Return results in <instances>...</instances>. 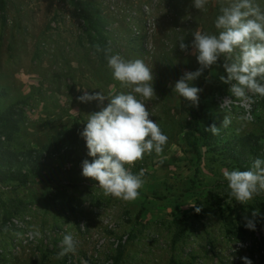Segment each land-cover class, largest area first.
I'll return each mask as SVG.
<instances>
[{
	"label": "rangeland",
	"instance_id": "1",
	"mask_svg": "<svg viewBox=\"0 0 264 264\" xmlns=\"http://www.w3.org/2000/svg\"><path fill=\"white\" fill-rule=\"evenodd\" d=\"M1 1L0 113L16 104L24 112L14 140H3L8 149L19 154L43 147L59 131L86 125L112 95L132 91L113 78L108 62L101 63L78 5L105 21L110 56L140 59L152 70L155 95H136L168 141L162 153H145L130 166L137 175L144 170L132 201L105 196L98 181L82 175L84 160L56 161L26 187L0 182V264H115L121 252L119 264H244L242 257L264 264V191L240 204L223 176L242 170L222 154L224 142L253 135L264 147V97L246 90L251 99L237 98L231 92L236 82L220 79L239 48L219 54L190 82L203 89L198 107L173 90L185 72L202 67L194 33L218 37L220 9L235 0H208L204 10L193 0ZM254 3L264 11V0ZM181 38L186 51L179 48ZM85 91L101 92L105 100L80 102ZM201 107L214 112L220 128L211 141L204 135L208 121H194ZM225 115L231 118L227 128ZM245 217L255 230L245 227ZM237 228L245 231L242 240L233 234ZM68 233L76 251L60 256Z\"/></svg>",
	"mask_w": 264,
	"mask_h": 264
},
{
	"label": "clouds",
	"instance_id": "2",
	"mask_svg": "<svg viewBox=\"0 0 264 264\" xmlns=\"http://www.w3.org/2000/svg\"><path fill=\"white\" fill-rule=\"evenodd\" d=\"M207 4L208 0H193V6L198 10H204ZM220 12L215 26L223 31L218 37L200 31L194 33L193 44L198 52L196 59L202 67L194 72H185L174 85L173 90L194 107L199 106L198 94L203 89L191 86L190 82L200 77L204 67L216 63L219 54H232L235 48H239L240 54L235 62L224 65L228 75L220 79L224 83L236 82L231 92L237 98L251 99L246 90L264 97V85L257 82V77L264 78V11L254 0H235L230 6L222 7ZM179 48L181 51L188 48L182 38ZM97 51H101L99 46ZM106 59L113 78L122 85L132 86V91L112 95L106 107L88 116L80 135L86 141L88 155L95 159L82 162V175L98 181L105 196L132 201L143 186L144 170L141 169L138 175L133 174L130 166L142 160L145 153H162L168 137L156 122L149 119L150 112L136 95L143 100H150L155 95L152 70L140 59L126 60L119 54L106 55ZM77 99L84 103L92 100L103 103L105 96L101 92L89 94L85 91ZM230 124L231 118L225 115L222 127L227 128ZM205 130L213 135L220 132L215 124ZM223 176L228 182L230 195L240 204H246L264 191V159H254L247 170H225ZM195 211L199 213L201 209L197 207ZM258 215L259 210H254L252 216ZM245 220V227L255 230L254 220L248 217ZM61 243L60 256L76 251L72 234H65ZM242 260L244 264H252L247 257H242Z\"/></svg>",
	"mask_w": 264,
	"mask_h": 264
},
{
	"label": "trees",
	"instance_id": "3",
	"mask_svg": "<svg viewBox=\"0 0 264 264\" xmlns=\"http://www.w3.org/2000/svg\"><path fill=\"white\" fill-rule=\"evenodd\" d=\"M81 11L82 18L87 24L89 33L94 35L97 45L101 51L96 53L101 59L102 64H107L106 55L108 52V39L105 35L106 23L103 18L93 11L84 10L83 5H78ZM5 10V2L1 1L0 12ZM3 19H5L3 17ZM227 62L225 64H231ZM227 72L225 78H227ZM259 78L257 77V82ZM233 81H230L232 83ZM228 92L224 88L221 95ZM216 115L212 111H204L200 108V112L194 113V121L200 123L207 120V126L204 128V135L207 141L213 140L218 135H213L205 129L212 124L216 125ZM24 120V112L19 108V105H12L0 113V182H10L17 184V187H26L32 178H39L46 170L50 169L56 161H76V160H93L95 158L88 155L86 141L81 137L83 126H75L73 129H64L55 134L48 144L38 149H30L19 154L8 149L5 142L11 143L14 140L15 134L21 129V123ZM217 126V125H216ZM5 142H4V141ZM209 143V142H207ZM222 154H228V159L231 163L237 165L242 170L250 168L252 161L256 158L264 159V147L261 146L259 138L253 135L242 137L238 140L224 142ZM77 156V158H73ZM98 158V157H96ZM127 167V166H126ZM136 174L135 171H131ZM243 229H235L234 235L237 239L242 240L244 237ZM123 253L115 260V264H119ZM175 264V263H173Z\"/></svg>",
	"mask_w": 264,
	"mask_h": 264
}]
</instances>
